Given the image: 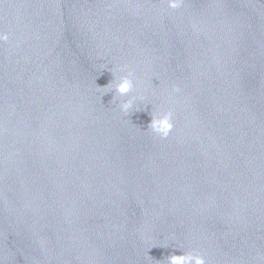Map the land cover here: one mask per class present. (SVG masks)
<instances>
[{"label": "water", "instance_id": "obj_1", "mask_svg": "<svg viewBox=\"0 0 264 264\" xmlns=\"http://www.w3.org/2000/svg\"><path fill=\"white\" fill-rule=\"evenodd\" d=\"M0 31V264H264V0H0Z\"/></svg>", "mask_w": 264, "mask_h": 264}, {"label": "clouds", "instance_id": "obj_2", "mask_svg": "<svg viewBox=\"0 0 264 264\" xmlns=\"http://www.w3.org/2000/svg\"><path fill=\"white\" fill-rule=\"evenodd\" d=\"M167 8L170 10H177L183 7L185 0H164ZM9 41V34L0 31V44H6ZM124 72L123 75L113 76L112 80L107 86L100 88L105 92L111 91L114 98H121L119 100V110L126 116L133 112L137 100H143V97L130 95L134 92V76L131 71H126L124 68L119 69ZM111 72V71H110ZM177 87L173 88V92H179ZM174 128L173 112L172 110H157L151 112V122L148 125V130L154 136L160 139H167ZM167 264H206L203 256L194 252H184L182 255H171L167 258Z\"/></svg>", "mask_w": 264, "mask_h": 264}]
</instances>
